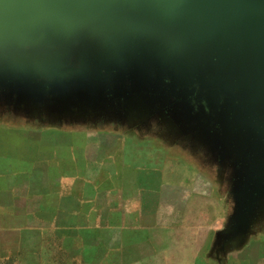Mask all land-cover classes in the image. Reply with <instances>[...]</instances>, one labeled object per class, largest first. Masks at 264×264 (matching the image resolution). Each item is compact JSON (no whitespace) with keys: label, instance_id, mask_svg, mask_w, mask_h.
<instances>
[{"label":"water","instance_id":"obj_1","mask_svg":"<svg viewBox=\"0 0 264 264\" xmlns=\"http://www.w3.org/2000/svg\"><path fill=\"white\" fill-rule=\"evenodd\" d=\"M0 109L171 112L242 172L244 218L264 201V0H0Z\"/></svg>","mask_w":264,"mask_h":264},{"label":"rangeland","instance_id":"obj_2","mask_svg":"<svg viewBox=\"0 0 264 264\" xmlns=\"http://www.w3.org/2000/svg\"><path fill=\"white\" fill-rule=\"evenodd\" d=\"M112 113L47 109L20 117L0 109L1 130L48 134L37 137L38 149L83 148L85 156L80 180L91 197L79 220L46 222L51 236L42 238L38 264H264V201L239 216L234 191L242 172L224 151L171 112ZM116 192L133 201L126 206L123 199L111 213ZM4 224L29 228L28 221ZM22 245L27 252V241Z\"/></svg>","mask_w":264,"mask_h":264},{"label":"crops","instance_id":"obj_3","mask_svg":"<svg viewBox=\"0 0 264 264\" xmlns=\"http://www.w3.org/2000/svg\"><path fill=\"white\" fill-rule=\"evenodd\" d=\"M47 135L0 129V264H38L37 251L44 247L42 238L48 233L51 236L46 222L69 215L79 220L86 198L91 197L80 180L86 167L83 148L75 153L62 146L59 152L38 149L37 137ZM114 197L109 204L111 213H117L123 199L126 206L133 201L118 192ZM88 204L98 206L99 201L91 199ZM125 218L129 220V214ZM17 221H28L29 228L4 224ZM22 240L28 243L27 252H22Z\"/></svg>","mask_w":264,"mask_h":264}]
</instances>
